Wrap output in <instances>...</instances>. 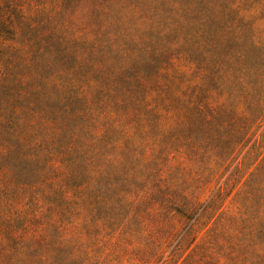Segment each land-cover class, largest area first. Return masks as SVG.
I'll return each mask as SVG.
<instances>
[{"label":"trees","instance_id":"obj_1","mask_svg":"<svg viewBox=\"0 0 264 264\" xmlns=\"http://www.w3.org/2000/svg\"><path fill=\"white\" fill-rule=\"evenodd\" d=\"M129 10L177 54L90 83ZM263 126L264 0H0V264H264Z\"/></svg>","mask_w":264,"mask_h":264},{"label":"rangeland","instance_id":"obj_2","mask_svg":"<svg viewBox=\"0 0 264 264\" xmlns=\"http://www.w3.org/2000/svg\"><path fill=\"white\" fill-rule=\"evenodd\" d=\"M234 1H236L240 6L245 3V0ZM108 12L109 11L103 12L101 16H107L102 19L98 26L87 25V33L91 32L89 36L90 39L87 41L88 45L76 43L77 47L86 49V55H89L91 46L93 45L90 42L91 40H95L96 38L101 39V41L108 39L109 42H116L121 48V51L127 49V55H130L131 52V54L135 56L136 60H132L131 62H122V60L111 62L100 73L95 72L92 76H90V79H92V82L90 83H94L95 79H97V84L100 85L102 80L105 81L107 78H112L118 73L120 79L123 80V76H133L135 73H138L140 69L143 71L142 76H144L149 73L148 71L155 68L168 69L170 67L171 59L177 54V51L174 50L176 49V45L170 46V49H168L165 37L160 34H156L161 27L163 28L165 26V20L161 16H157L155 18H140L134 10L125 11L112 16H109ZM110 14H112L111 11ZM88 23L93 24V21L88 20ZM94 30H100V33L93 34ZM98 43L101 44V42ZM86 66L91 67L90 64ZM124 81L132 82L130 79H125ZM96 93L97 92L93 93L92 96L96 95ZM263 127L258 131L256 136L259 135ZM254 139L250 145L253 143ZM242 155L238 158V160L242 157ZM147 262L148 263L144 264H154L153 261Z\"/></svg>","mask_w":264,"mask_h":264}]
</instances>
